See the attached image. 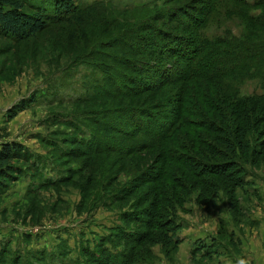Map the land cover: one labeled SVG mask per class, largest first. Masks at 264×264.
<instances>
[{
    "label": "rangeland",
    "instance_id": "374dc122",
    "mask_svg": "<svg viewBox=\"0 0 264 264\" xmlns=\"http://www.w3.org/2000/svg\"><path fill=\"white\" fill-rule=\"evenodd\" d=\"M24 1L27 13L41 9L52 16L57 0ZM75 1L84 6L105 4L98 11L110 19L116 16L113 6L122 10L147 6L146 12L123 17L131 26L153 16L154 8L164 7L166 3L178 12L186 10L188 16L183 19L187 23L195 18L191 11L196 7L192 6L193 0ZM254 1L247 0L249 4ZM261 14L264 15L260 9L224 5L222 12L211 15V23L198 36L209 41L220 34L232 41L242 39L251 34L249 17L257 18ZM183 19L179 17L176 21L172 17L174 23L165 30L183 34L178 29L171 30ZM71 29V23L52 22L39 36L23 43L0 31V150L2 144L17 143L23 146L29 159L28 164L19 167L22 172L17 179L0 186V264L3 261L12 264L16 259L18 264H48L50 255L59 262L53 264L67 263L63 259L77 261L81 258L77 255L81 249L93 252L99 240L109 238L111 229L122 224L119 214L125 208L123 203L109 207L115 191L130 187L144 175L154 177L157 172L162 173L149 151L130 155L134 159L130 156L122 159L117 152L95 156L91 150L86 151L83 144L93 137L89 129L92 123L88 122L91 116L99 117L110 104L113 106L109 109L118 110L137 106L141 100L133 103L130 99H109L78 104L90 97V93L93 96L100 85L105 87L108 81L92 64L77 60L82 54H88L90 45L99 42L101 32L85 29L75 36ZM251 29L264 41V27L255 29L257 33L252 26ZM181 65L187 66L183 62ZM260 66L264 68V63ZM263 85L264 76L239 81L234 86L225 85L221 104L228 113L235 112L239 105L244 115L247 109V115L254 110L262 114L264 102L246 100V96L264 95ZM18 106L26 110L10 120V112ZM115 120L113 126L129 132L130 128L122 120ZM233 128L225 127L231 134L235 132ZM119 130L111 136L116 137L121 147L126 138ZM193 134V130L183 127L180 138ZM260 139L261 142L256 129L251 128L247 134L250 147L247 156L235 157L238 168L229 170L226 179L206 176L203 196L192 187L194 179L201 183V176L195 178V173L176 165L165 168L162 179L167 174L180 183H169L168 189L176 196L174 201L155 199L153 218L156 222L161 217L167 218L170 225L164 226L165 232H162L149 229L143 223H127L129 228L148 236L134 250V255L143 261L139 264H264V157H260L264 153V137ZM222 164L224 168L228 162ZM233 181L239 185H233ZM143 183L140 182L139 189L129 199L133 208L147 209L155 196L151 194V186ZM186 184L190 192L181 193L179 189ZM103 192L109 200H102ZM140 209L134 210L137 213ZM139 217L148 222L153 219ZM64 250L71 251L69 258L61 254ZM84 258L88 257L84 255Z\"/></svg>",
    "mask_w": 264,
    "mask_h": 264
},
{
    "label": "trees",
    "instance_id": "16d2710c",
    "mask_svg": "<svg viewBox=\"0 0 264 264\" xmlns=\"http://www.w3.org/2000/svg\"><path fill=\"white\" fill-rule=\"evenodd\" d=\"M193 2L196 4L192 6L196 7H191L195 15L192 23H187L183 19L188 16L186 10L178 12L171 6L168 7L166 3L164 7L156 6L153 16L145 17L131 26L123 17L126 14L134 16L137 12H146L149 10L147 6L126 10L113 6L116 16L110 19L109 15L98 11L99 7L105 6L102 3L84 6L82 3L77 4L75 0H57L53 5L52 16H49L41 9H36L31 14L27 13L24 0H0V31L20 43L36 38L52 22L57 24L64 22L67 25L71 23V30L75 36H79V31L81 33L85 29H96L101 32L99 42L90 45L88 54H82L77 60L80 63L92 64L108 82L105 87L100 85L93 96L90 93V97L78 104L99 103L109 99L113 101L130 99L133 103L141 100V103L118 110L109 109L113 106L110 104L108 110L103 108L99 117L94 119L91 116L88 122L92 123L89 129L93 137L83 145L87 147L86 151L91 150L92 155L117 152L122 155V159H129L130 155H139L140 150L149 151L155 165L162 168L160 175L158 172L154 177L144 175L141 179H135H138V183L134 181L130 187L115 191L110 198L112 204L109 207L123 203L125 208L119 214L122 224L111 229L112 234L109 238L107 236L99 240L93 252L81 249L80 254H77L81 258L78 257L77 261L63 259V263L67 262L65 264L143 262L134 255V250L142 240H147L148 236L129 228L127 223H143V226L149 229L162 232H165L164 226L170 225L166 222L167 218L161 217L159 222L153 218L154 209L157 207L156 200L168 199L170 202V199L174 201L176 198L174 192L172 194L171 189H168L171 186L169 183H180L167 174L162 179L165 168L176 165L195 173V178L201 176L200 179H203L201 183L194 179L192 187L197 189V194L203 196L206 194V176L226 179L229 177V170L235 171L238 168L235 166L237 159L235 157L241 154L244 159L247 156L250 150L247 134L251 128L256 129L260 142V138L264 137L263 111L261 114L254 110L253 114L247 115V109L244 115L241 106L238 105L235 112L228 113L221 104L225 85L234 86L236 82L264 76V68L260 66L264 63V41L262 37L253 34L251 29V26L254 30L260 26L264 27V15L261 14L257 18L249 17L251 34L244 36L245 39L235 38V41H232L220 34L209 41L198 36L211 23V15L222 12V6L229 4L230 7L260 9L264 14V0H256L251 4L247 0H193ZM172 17H175L176 21L179 17L183 19L178 26L175 25L171 29L183 31V34L165 30V27L174 23ZM125 26L128 28L124 29ZM255 31L257 33V30ZM106 49L110 52H105ZM181 62L187 66L181 65ZM247 99L264 102V95H249L246 96ZM146 103H149L148 107H140V104ZM25 110L24 106L14 108L10 112V120ZM235 115L239 117H234ZM116 117L130 128L129 132L121 131L112 125ZM181 127L193 130L192 137L186 135L180 138ZM225 127H228V130L233 128L235 132L231 134ZM117 130L126 138L124 146L120 147L116 137L111 136ZM130 139L138 141L133 143ZM113 142L116 143L115 146L110 147ZM260 157L263 158L264 153H261ZM27 158L22 145L2 144L0 186L17 179V175L22 172L19 167L28 164ZM223 161L228 162L224 168ZM140 182H144L143 186L150 185L151 194H155L151 205L148 206L149 209H140L138 206L133 208L129 201L139 189ZM233 185L237 186L239 182L233 181ZM187 187L188 184L183 189L182 187L178 189L181 193H189L191 189ZM204 199L203 197L202 201ZM102 200H109L105 193ZM130 206L132 208H129ZM134 209L140 210L136 213ZM139 215L153 219L151 222L144 221ZM63 253L68 258L71 256L70 250H64L61 254ZM84 255L88 258L85 259ZM18 263L19 260L16 259L12 264ZM53 263L59 262L54 261V255H50L48 264ZM2 264L8 263L3 261Z\"/></svg>",
    "mask_w": 264,
    "mask_h": 264
}]
</instances>
